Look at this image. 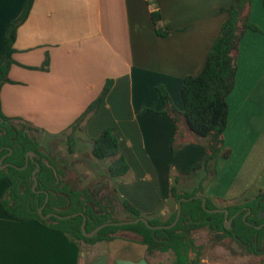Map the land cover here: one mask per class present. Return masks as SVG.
Returning <instances> with one entry per match:
<instances>
[{
	"label": "crops",
	"instance_id": "1",
	"mask_svg": "<svg viewBox=\"0 0 264 264\" xmlns=\"http://www.w3.org/2000/svg\"><path fill=\"white\" fill-rule=\"evenodd\" d=\"M235 1L35 0L17 32L11 82L1 89L2 111L44 136L62 138L112 80L97 112L81 123L77 141L92 144L113 128L131 168L115 181L120 196L145 215L168 220L175 204L168 199L171 186L177 178L182 192L198 187L203 175L186 173L204 150L189 144L174 153L175 127L158 88L184 110L185 79L203 71L228 18L221 9ZM26 3L0 0V60L8 27ZM157 10L161 29L174 31L167 37L154 25ZM251 21L264 31L263 0H253ZM228 104L224 148L231 155L218 161L217 175L205 187L218 206L254 199L264 190V33L248 32L242 40ZM10 186L0 180V200ZM147 254L146 246L124 239L82 245L36 221L11 219L0 205V264H149Z\"/></svg>",
	"mask_w": 264,
	"mask_h": 264
},
{
	"label": "trees",
	"instance_id": "2",
	"mask_svg": "<svg viewBox=\"0 0 264 264\" xmlns=\"http://www.w3.org/2000/svg\"><path fill=\"white\" fill-rule=\"evenodd\" d=\"M264 1V0H263ZM35 0H27L20 17L8 27L4 41L3 57L0 60V180L10 181V188L0 200L4 213L19 222L36 221L43 227L67 234L72 240L82 245H95L99 242H110L124 239L147 247L149 264L151 257L157 253H171L173 264H201L200 254L192 238V233L204 229L216 234L219 239L231 238L249 254L262 257L264 260V228L256 226L264 224L259 215L264 212V190L254 199L233 201L224 206H218L208 195L205 187L217 175V163L223 157L228 159L230 150L225 149V132L229 121L228 99L236 87L240 45L248 32L264 33L251 21L253 0H236L228 8L221 9L228 18L223 23L220 33L208 52L203 71L196 76H187L182 90L184 110L180 111L174 105L171 96L164 87L158 91L164 103V113L170 116L175 127V142L173 151L178 152L189 144H199L203 147L202 159L186 175L202 174L203 177L192 192H182L175 179L171 186L168 199L176 204L172 216L164 220L157 215H145L128 200L122 198L115 181L128 176L130 165L120 151V143L113 128H107L100 137L92 140L91 154L99 164L101 177L87 187H80L69 177V172L62 164L42 152L37 135L41 129L19 119L9 118L2 111L1 89L10 83V70L14 64L13 54L19 27L27 20ZM153 4V3H152ZM154 25L160 37H167L174 31L161 29V11L152 13ZM48 61L46 62V66ZM114 82L108 81L100 97L87 109L82 118L72 126V131L66 133L70 155L76 153V132L91 114L97 112L108 96ZM33 152L38 158L30 161L27 168L28 153ZM38 164V186L34 190L33 174ZM1 169V166H6ZM106 192V193H102ZM206 209H227L232 228L225 226V213L212 214ZM49 197L48 203L46 201ZM182 216L179 223L171 229L153 230L145 223L124 226H109L95 237L84 235L82 227L87 218V232L94 231L106 223L134 221L147 218L153 226H168L176 221L180 201ZM45 205L42 214L39 210ZM249 209L251 214L247 219ZM122 211L126 218L121 220L116 213ZM80 213H83L81 215ZM55 214L61 217L80 214L70 219H60L56 216L46 220L44 216ZM196 254V256L193 254Z\"/></svg>",
	"mask_w": 264,
	"mask_h": 264
},
{
	"label": "rangeland",
	"instance_id": "3",
	"mask_svg": "<svg viewBox=\"0 0 264 264\" xmlns=\"http://www.w3.org/2000/svg\"><path fill=\"white\" fill-rule=\"evenodd\" d=\"M37 139L41 144L42 152L60 162L62 167L69 172L70 179L79 184L80 187L85 188L90 183L97 182L100 179L101 174L98 173L99 170H97L98 167L95 164L97 161L89 153L92 149L90 142H78L76 153L70 155L66 139L52 138L42 134H38ZM35 158L38 157L35 156ZM228 159L221 158L223 161H228ZM233 170H238L237 164H235ZM233 170L231 171L233 172ZM175 209L176 204H174L173 211ZM116 217L123 220L126 215L119 211L116 213ZM192 238L198 248L201 264H261L263 259L260 256L249 254L231 238L219 239L216 234L208 229L192 233ZM194 255L196 256L195 253ZM173 258L171 253H157L151 257V262L153 264H173Z\"/></svg>",
	"mask_w": 264,
	"mask_h": 264
},
{
	"label": "water",
	"instance_id": "4",
	"mask_svg": "<svg viewBox=\"0 0 264 264\" xmlns=\"http://www.w3.org/2000/svg\"><path fill=\"white\" fill-rule=\"evenodd\" d=\"M35 156L36 154L33 153V152H30L28 153V156H27V165L25 168H27L29 166V163L30 161H35ZM4 161V159L1 160V164L2 162ZM1 169H5V166H1ZM40 171V165L38 164V167L36 169V171L34 172L33 174V180H34V190H36V187L38 186V178H37V174L38 172ZM197 199H200L202 197L200 196H197L195 197ZM194 198H191V199H182L180 201V206H179V210H178V215H177V218H176V221L171 224V225H168V226H153L149 223L148 219L143 217V218H139L137 220H134V221H122V222H115V223H106V224H103L101 226H99L98 228H96L94 231L88 233L87 232V229H86V226H87V218L85 217V220H84V224H83V227H82V230H83V233L86 237L88 238H93L95 237L99 232H101L103 229L109 227V226H124V225H132V224H138V223H145L150 229H153V230H161V229H171V228H174L180 221L181 219V216H182V203L185 202V201H188V200H193ZM203 199V206L204 208L206 209V204H207V201L205 198H202ZM48 200H49V197L46 201V204L48 203ZM45 208V205L39 210L40 214H42L43 212V209ZM207 210V209H206ZM209 213H212V214H217V213H225V226L227 229H231L232 226H231V223L233 221L232 220H228L229 219V214L230 212L227 210V209H215V210H207ZM81 215H83V213H80ZM80 214H75V215H72V216H67V217H61V216H58V215H55V214H50L48 216H44V218L46 220H49L51 217L53 216H56L60 219H70L72 217H77L78 215ZM251 214V210L249 209L248 211V214L245 216V219H247L248 215ZM260 219H264V212H261L260 215H259ZM257 229H262L264 228V224L261 225V226H256Z\"/></svg>",
	"mask_w": 264,
	"mask_h": 264
},
{
	"label": "flooded vegetation",
	"instance_id": "5",
	"mask_svg": "<svg viewBox=\"0 0 264 264\" xmlns=\"http://www.w3.org/2000/svg\"><path fill=\"white\" fill-rule=\"evenodd\" d=\"M8 165L5 166V168L7 167Z\"/></svg>",
	"mask_w": 264,
	"mask_h": 264
}]
</instances>
